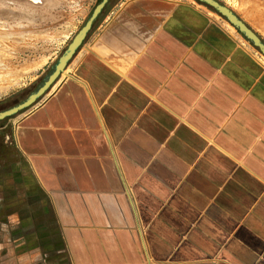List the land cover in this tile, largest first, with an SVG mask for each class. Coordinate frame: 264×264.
<instances>
[{
  "label": "crops",
  "instance_id": "crops-1",
  "mask_svg": "<svg viewBox=\"0 0 264 264\" xmlns=\"http://www.w3.org/2000/svg\"><path fill=\"white\" fill-rule=\"evenodd\" d=\"M224 1L264 40V0ZM0 264H264V55L195 0H111L0 124Z\"/></svg>",
  "mask_w": 264,
  "mask_h": 264
},
{
  "label": "rangeland",
  "instance_id": "rangeland-1",
  "mask_svg": "<svg viewBox=\"0 0 264 264\" xmlns=\"http://www.w3.org/2000/svg\"><path fill=\"white\" fill-rule=\"evenodd\" d=\"M99 1L0 0V110L38 85Z\"/></svg>",
  "mask_w": 264,
  "mask_h": 264
},
{
  "label": "water",
  "instance_id": "water-1",
  "mask_svg": "<svg viewBox=\"0 0 264 264\" xmlns=\"http://www.w3.org/2000/svg\"><path fill=\"white\" fill-rule=\"evenodd\" d=\"M111 0H100L95 6L91 14L86 19L81 29L74 36L72 41L66 47L61 56L51 66L47 74L42 78L38 85L21 101L16 104L0 110V120L14 116L20 112L25 111L32 106L40 98H42L59 79L61 74L65 71L68 63L76 54L77 50L87 37L88 33L93 28L94 24L102 14L105 7ZM199 2L211 7L217 13L221 14L228 20L241 34L257 47L264 55V41L228 6L219 0H198Z\"/></svg>",
  "mask_w": 264,
  "mask_h": 264
},
{
  "label": "bare ground",
  "instance_id": "bare-ground-1",
  "mask_svg": "<svg viewBox=\"0 0 264 264\" xmlns=\"http://www.w3.org/2000/svg\"><path fill=\"white\" fill-rule=\"evenodd\" d=\"M256 1V0H255ZM260 5V4H259ZM255 11V10H254ZM2 89V88H1Z\"/></svg>",
  "mask_w": 264,
  "mask_h": 264
}]
</instances>
